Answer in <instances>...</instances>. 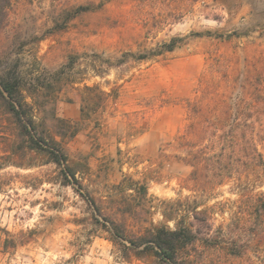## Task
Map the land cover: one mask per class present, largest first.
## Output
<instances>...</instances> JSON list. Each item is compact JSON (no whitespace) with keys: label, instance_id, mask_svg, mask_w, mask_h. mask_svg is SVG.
I'll return each instance as SVG.
<instances>
[{"label":"rangeland","instance_id":"obj_1","mask_svg":"<svg viewBox=\"0 0 264 264\" xmlns=\"http://www.w3.org/2000/svg\"><path fill=\"white\" fill-rule=\"evenodd\" d=\"M7 72L45 85L44 99L78 130L61 139L66 179L0 106V264H163L123 257L104 217L133 232L193 222L194 264H264V135L261 165L211 183L204 164L194 179L189 153L209 141L188 130L200 119L194 104L222 116L221 100L264 90V0H10L0 10ZM258 73L260 83L244 80Z\"/></svg>","mask_w":264,"mask_h":264},{"label":"trees","instance_id":"obj_2","mask_svg":"<svg viewBox=\"0 0 264 264\" xmlns=\"http://www.w3.org/2000/svg\"><path fill=\"white\" fill-rule=\"evenodd\" d=\"M10 0H0V10L6 7ZM177 39L172 38L169 43L163 45V50H173ZM149 53L134 55L138 60L145 59ZM154 54V53H152ZM258 76V77H257ZM260 80L261 73L255 77L248 74L244 80L248 84L253 79ZM260 83V82H258ZM91 89V87H86ZM45 85L34 81L23 83L21 77L11 73L0 75V106L8 114L17 126V130L27 148L41 154H45L49 162L60 166L64 178L72 179L74 174L67 165V156L61 144V139L71 137L78 130L77 124H72L55 114V101L45 100L43 95ZM249 90V91H248ZM264 90L260 85L247 89L244 86L237 93L238 101L235 105L230 103H218L222 109L220 115H208L203 108L197 104L192 106V112L196 119L188 125V130L194 134H203L202 139H207L209 143L204 146L205 151L199 154L189 151L192 161L196 164L192 175L198 179L199 165L204 164L208 170V180L211 183L221 181L234 173H241L254 166L261 165L263 158L256 147V140L264 135V118H254L258 113L264 114ZM30 96L32 103L27 101ZM102 94H105L102 92ZM40 112L37 118L33 113L34 109ZM82 116L85 107L81 109ZM192 148V145L191 147ZM194 164V165H195ZM123 186V181L118 185ZM117 186V187H118ZM138 194L143 200L146 199V188L138 185ZM264 195H262V199ZM96 212L100 209L96 206ZM264 210V201L262 203ZM131 208L128 212H131ZM195 221L204 222L201 212H194ZM99 224L100 222L97 221ZM140 231H127L125 225L120 222L104 217L101 226L108 233L109 239L119 245L124 246V255L129 252L135 256L151 255L155 256L163 264H194L188 250L193 247L198 238L193 222L185 224L184 220L177 221L173 229L166 225H153ZM200 227L208 226L203 223ZM124 242L127 244L125 245Z\"/></svg>","mask_w":264,"mask_h":264}]
</instances>
